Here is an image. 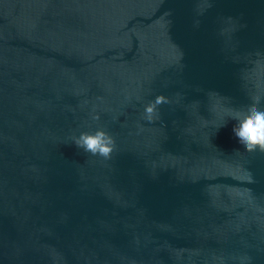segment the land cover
I'll return each mask as SVG.
<instances>
[{
  "label": "water",
  "instance_id": "obj_1",
  "mask_svg": "<svg viewBox=\"0 0 264 264\" xmlns=\"http://www.w3.org/2000/svg\"><path fill=\"white\" fill-rule=\"evenodd\" d=\"M250 107L264 0H0V264H264Z\"/></svg>",
  "mask_w": 264,
  "mask_h": 264
},
{
  "label": "clouds",
  "instance_id": "obj_2",
  "mask_svg": "<svg viewBox=\"0 0 264 264\" xmlns=\"http://www.w3.org/2000/svg\"><path fill=\"white\" fill-rule=\"evenodd\" d=\"M161 102H166L165 98L157 97L154 104L146 106L147 119H152L155 105ZM228 118L236 121L231 136L239 148L247 152H264V109L250 107L242 112L231 113ZM73 140L78 148L105 159L109 158L115 147L113 138L103 129L82 132Z\"/></svg>",
  "mask_w": 264,
  "mask_h": 264
}]
</instances>
